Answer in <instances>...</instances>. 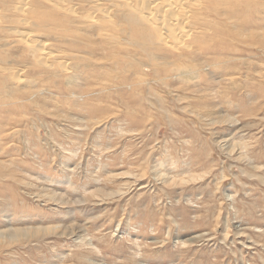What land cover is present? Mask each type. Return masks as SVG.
Masks as SVG:
<instances>
[{"label":"rangeland","instance_id":"1","mask_svg":"<svg viewBox=\"0 0 264 264\" xmlns=\"http://www.w3.org/2000/svg\"><path fill=\"white\" fill-rule=\"evenodd\" d=\"M0 264H264V0H0Z\"/></svg>","mask_w":264,"mask_h":264},{"label":"bare ground","instance_id":"2","mask_svg":"<svg viewBox=\"0 0 264 264\" xmlns=\"http://www.w3.org/2000/svg\"><path fill=\"white\" fill-rule=\"evenodd\" d=\"M155 18L156 19H158V20H161L162 18H161V16H159V15H155ZM181 23V22H180ZM181 28V27H180ZM185 33V32H184ZM88 200V199H87ZM25 236V235H24Z\"/></svg>","mask_w":264,"mask_h":264}]
</instances>
